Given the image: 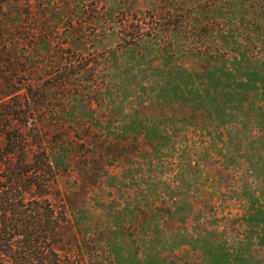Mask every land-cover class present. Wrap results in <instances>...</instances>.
I'll return each mask as SVG.
<instances>
[{"label":"rangeland","instance_id":"374dc122","mask_svg":"<svg viewBox=\"0 0 264 264\" xmlns=\"http://www.w3.org/2000/svg\"><path fill=\"white\" fill-rule=\"evenodd\" d=\"M50 1L74 65L30 118L77 259L264 264V0Z\"/></svg>","mask_w":264,"mask_h":264},{"label":"trees","instance_id":"16d2710c","mask_svg":"<svg viewBox=\"0 0 264 264\" xmlns=\"http://www.w3.org/2000/svg\"><path fill=\"white\" fill-rule=\"evenodd\" d=\"M0 1V264H88L84 246H77L83 259L73 250L76 234L67 204L49 199L57 186L56 162L40 133L42 121L30 118L45 92L66 87L72 72L66 70L74 64L59 62L58 54L67 52L68 42L55 55L42 52L51 37L43 23L50 0ZM62 4L68 7L67 0ZM73 16L66 17L69 29L75 27ZM8 18H17L14 26ZM46 55L54 58L41 60ZM56 69L59 75L53 76Z\"/></svg>","mask_w":264,"mask_h":264}]
</instances>
